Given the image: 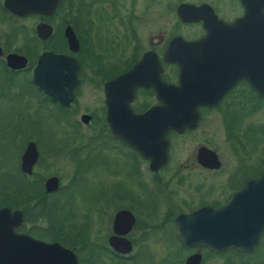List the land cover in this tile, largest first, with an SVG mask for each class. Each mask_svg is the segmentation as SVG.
<instances>
[{"label": "flooded vegetation", "instance_id": "af4514ba", "mask_svg": "<svg viewBox=\"0 0 264 264\" xmlns=\"http://www.w3.org/2000/svg\"><path fill=\"white\" fill-rule=\"evenodd\" d=\"M3 2L0 0V97L8 94L22 97L26 108L33 88L65 114L73 113L72 122L65 120L66 124L80 123L83 127L102 130L100 141L80 140L84 142L76 144L75 152L84 153L85 158L104 156L108 161L104 165L111 197L108 196L114 199L104 215L105 233L90 229L91 237L86 238L80 228L70 225L71 230H66L67 215L58 214L57 210L61 206L57 196L59 180L58 188L49 193L44 189V182L55 176L32 180L36 169L42 167L44 151L40 141L43 137L39 128L31 131L29 120L24 119L23 125L10 129L9 134L0 131V153L7 146H15V169L23 178V186L12 193L0 190V198L5 194L9 199L6 204L0 202V208L21 215L14 233L43 243H57L73 253L76 264H139L145 251H154L146 245L137 246V241L147 242L169 227L185 251L181 264L193 255L198 256V264L216 261V264H264V233L261 232L250 251L219 250L217 244L211 248L207 243L187 246L176 235V220L198 210L204 211L195 221L204 226V236L216 242L222 235L219 231L224 219L239 224L248 220L264 223V181L257 190L254 188L255 180L264 173V153H255L259 146L254 141L255 125L247 121L248 116L264 105V94L258 93L249 81L239 78L214 104L196 107L194 127L185 128L181 133L167 129L159 142V132L155 129L164 116L155 111L162 107L161 96L149 83L157 78L165 86H177L178 65L164 59L170 41L180 39L192 43L205 38L208 41L196 53L178 51L183 59L194 56L205 78L212 76V67L219 76L228 74L229 63H233L237 65L234 69L237 75L245 68L253 80H264V0H247V6L242 0H58L50 14L24 17L12 14ZM179 5L198 9L187 15L190 20L184 21L176 13ZM245 16L246 26L237 28L231 35L224 32L223 24H234ZM107 23L121 28L119 41H114L113 36L111 39L99 36V27ZM38 24L51 28L47 39L37 38ZM65 26L71 28L78 42L76 52L67 49L63 37ZM86 37L88 41L83 40ZM46 52L72 56L77 62L78 86L69 105L53 101L31 80L38 56ZM11 55L23 58L24 65L20 66L22 60L17 58L16 65L10 66L7 58ZM170 58L173 60L172 52ZM123 77L128 78L123 81ZM83 82L96 86L101 99L97 108L79 112L72 105ZM137 82L146 84L137 85ZM205 85L211 87L213 83L206 81ZM146 114L150 115L142 117ZM84 116L88 117L85 123ZM224 142L228 153H223L221 148ZM30 143L36 158L26 173L21 170V157ZM161 143H165V155H162ZM62 150L59 145L56 152ZM161 159L163 164L152 170L150 160ZM78 164L77 160L75 168ZM4 168L0 159V171ZM248 181L253 185L251 191L244 193L241 190ZM20 191L23 202H15V194ZM48 196L54 199L47 201ZM233 198L231 208L226 209ZM119 212H126L128 216L124 215L114 226ZM54 213L58 218L55 223ZM41 221L46 223L44 228L38 226ZM31 225L39 232L32 231ZM32 253L18 250L12 255ZM228 255H233L235 260ZM223 256H226L224 261ZM29 260L28 264L36 263L35 259ZM38 262L47 263L43 256ZM9 264H25V260L12 259ZM146 264H151L150 260Z\"/></svg>", "mask_w": 264, "mask_h": 264}, {"label": "water", "instance_id": "95a60500", "mask_svg": "<svg viewBox=\"0 0 264 264\" xmlns=\"http://www.w3.org/2000/svg\"><path fill=\"white\" fill-rule=\"evenodd\" d=\"M58 0H4V7L12 14L24 17L30 14L46 15L50 14ZM244 6H247V0H242ZM198 8H192L189 5H179L177 7V15L184 21L190 20L187 18L189 13L195 12ZM247 16L231 25H224L223 30L228 34H232L237 28L246 26ZM35 34L38 39L45 40L51 34V28L45 24H38L35 27ZM67 49L70 52H76L78 42L69 26H65L63 30ZM208 39H201L192 43H184L180 39L171 40L164 54V59L175 62L178 65V84L177 86H165L159 79L149 82L152 84L159 97L161 96L162 107L155 111L156 114L164 116L160 118L156 131L159 132L158 140L162 141L163 133L167 129H172L181 133L185 128L194 127L196 118V107L200 105L214 104L222 94L231 86L237 79L243 78L253 84L254 89L264 94V80H253L244 71L239 75L236 74V64L229 63L228 74L219 76V72L215 74V68L212 67V76L204 77L202 66L195 61L194 56H187L184 59L178 51L186 50L187 52H198ZM231 48V46H230ZM172 52V58L171 57ZM21 59L24 65V59L18 56H8V64L15 66L14 59ZM199 58V55L196 56ZM144 59L139 63H143ZM193 61L195 63H193ZM241 65V64H240ZM239 65V67H241ZM218 68V67H217ZM137 69V68H136ZM78 65L74 57L64 54H53L51 52L42 53L38 56L36 63L31 71V80L38 86L48 97L53 101L62 105H69L74 98V92L78 86ZM128 77H123L121 80H126ZM120 81V80H119ZM206 81L212 82L213 86L206 87ZM118 82V79L114 83ZM122 82V81H120ZM137 85H145L146 83L137 82ZM162 95L166 97V101L162 100ZM146 114L142 117L146 118ZM85 123L88 117H82ZM115 134V133H114ZM162 144V155H165V143ZM36 158V151L32 143L28 144L25 152L21 157V170L28 173ZM163 164L161 160H150V168L155 170ZM264 181V173L254 182V188L262 186ZM252 181H248L241 191L244 193L251 191ZM58 188V179L50 177L44 182V189L47 193L53 192ZM234 198L230 201L226 209H230ZM204 210L193 212L189 216H180L176 220V235L184 245H199L209 244L213 246L217 244L219 250L226 248H235L238 250L250 251L254 246L258 233H264V223L248 220L245 223H236L232 219H224L222 222V230L219 231L217 242L212 239L208 240L204 236V226L195 218L198 219ZM128 216L126 212H119L115 216L114 226L119 219ZM21 222L19 212H11L7 208H0V264H9L12 259H24L25 264H28L30 259H35L39 264V258H46V264H76V259L73 253L60 246L57 243H43L33 240L28 236L17 235L14 233ZM258 227H260L258 231ZM255 232V233H254ZM210 242V243H209ZM30 250L33 253L30 256L12 255L13 251ZM118 250V249H117ZM198 256L193 255L185 260V264H198Z\"/></svg>", "mask_w": 264, "mask_h": 264}, {"label": "rangeland", "instance_id": "374dc122", "mask_svg": "<svg viewBox=\"0 0 264 264\" xmlns=\"http://www.w3.org/2000/svg\"><path fill=\"white\" fill-rule=\"evenodd\" d=\"M119 30L121 28L118 26L113 28L112 24L107 23V25L103 24L102 27H99L98 33L99 36L109 37V39L113 36L114 41H119L121 37ZM90 35L92 41L94 40L96 43L93 34ZM83 40L88 41L87 37ZM89 40L91 41V38ZM100 99L99 89L88 82H83L72 108H76L79 112L94 109L98 107ZM25 103L26 101L22 97L18 98L12 94L3 98L0 97V131L7 135L10 133V129H17L19 125L21 127L24 119L29 120L31 131L39 128L43 137V140L40 141V148L44 151L41 158L42 167L35 171L40 176L36 174L32 180L39 181V179L49 176H55L59 180L57 196L61 200V206L57 210L58 214L67 215V219L64 220L66 230H71L68 228L70 225L80 228L78 230L86 238L91 237L90 229L102 234L105 233L107 222L104 215L107 213L106 209L111 205L110 203L114 201L113 198H110L109 187H107L109 186L108 178L104 175V165H107L108 161L104 160L103 155L85 158L84 153L76 154L75 152V149L78 148L76 144L84 142L80 140L96 138L100 141L103 138L102 130L83 127L80 123L76 126L66 124L65 120L72 122L73 113L65 114L43 95L35 92L33 88H31L26 108ZM247 121L255 125L254 141L255 144L259 145L255 153L260 154L261 151L264 153L262 150V146L264 147V128L259 127L264 126V105L248 116ZM213 122L210 121L209 123L212 127L215 126ZM209 124L205 125L204 128L209 127ZM59 145L62 146L63 150L56 152ZM226 147L224 142L221 147L223 153H228ZM0 159L5 166V170L0 171V190H5L7 194H10L23 186V178L15 169L17 161L15 146H7V150L0 153ZM77 160L79 164L75 168ZM52 199L54 196L46 198L47 201ZM53 217L55 223L58 219L57 216L55 217V213ZM38 226L44 228L46 226L45 221L38 223ZM31 230L35 233L39 232L32 228V225ZM161 232L160 236H153L147 242L137 241V246L146 245L149 250L158 254L145 251L139 264H146L148 260L151 264H181V259L185 255L181 244L174 238L169 227H164ZM45 234L48 237L47 233ZM230 258L235 260L233 255ZM225 259L226 256H223L221 260L224 261Z\"/></svg>", "mask_w": 264, "mask_h": 264}, {"label": "trees", "instance_id": "16d2710c", "mask_svg": "<svg viewBox=\"0 0 264 264\" xmlns=\"http://www.w3.org/2000/svg\"><path fill=\"white\" fill-rule=\"evenodd\" d=\"M15 196H16L15 199H13L15 202H20V203L23 202V193H22V191H20L19 193H16ZM0 202L3 203V204H6L7 202H9V199H8L7 195H5V194L1 195Z\"/></svg>", "mask_w": 264, "mask_h": 264}]
</instances>
